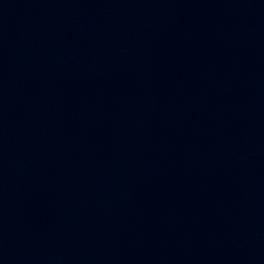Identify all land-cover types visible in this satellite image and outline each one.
Returning a JSON list of instances; mask_svg holds the SVG:
<instances>
[{
  "label": "water",
  "instance_id": "1",
  "mask_svg": "<svg viewBox=\"0 0 264 264\" xmlns=\"http://www.w3.org/2000/svg\"><path fill=\"white\" fill-rule=\"evenodd\" d=\"M0 264H264V0H0Z\"/></svg>",
  "mask_w": 264,
  "mask_h": 264
}]
</instances>
